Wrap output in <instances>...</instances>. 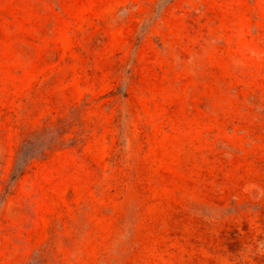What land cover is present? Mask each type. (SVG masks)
I'll list each match as a JSON object with an SVG mask.
<instances>
[{
    "label": "rangeland",
    "instance_id": "rangeland-1",
    "mask_svg": "<svg viewBox=\"0 0 264 264\" xmlns=\"http://www.w3.org/2000/svg\"><path fill=\"white\" fill-rule=\"evenodd\" d=\"M0 264H264V0H0Z\"/></svg>",
    "mask_w": 264,
    "mask_h": 264
},
{
    "label": "trees",
    "instance_id": "trees-1",
    "mask_svg": "<svg viewBox=\"0 0 264 264\" xmlns=\"http://www.w3.org/2000/svg\"><path fill=\"white\" fill-rule=\"evenodd\" d=\"M39 145L33 144V142L24 141L22 148H20V155L18 157L13 167L12 177L21 175L22 171L26 165V161L29 159H34L36 156L44 153L45 149L38 147Z\"/></svg>",
    "mask_w": 264,
    "mask_h": 264
}]
</instances>
